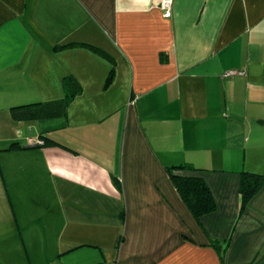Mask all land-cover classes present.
Returning a JSON list of instances; mask_svg holds the SVG:
<instances>
[{"label":"crops","instance_id":"obj_1","mask_svg":"<svg viewBox=\"0 0 264 264\" xmlns=\"http://www.w3.org/2000/svg\"><path fill=\"white\" fill-rule=\"evenodd\" d=\"M158 2L0 0V264H264V0Z\"/></svg>","mask_w":264,"mask_h":264},{"label":"trees","instance_id":"obj_2","mask_svg":"<svg viewBox=\"0 0 264 264\" xmlns=\"http://www.w3.org/2000/svg\"><path fill=\"white\" fill-rule=\"evenodd\" d=\"M69 46L71 47L72 45ZM65 47L66 46L60 48L56 47L54 50H59ZM81 47L89 46L81 45ZM91 50L100 54V51L95 48H91ZM63 88L67 94L62 100L39 102L15 107L11 110L23 120H40L62 116L65 114V110L73 97L80 92L78 83L70 76L63 79ZM43 144H45L44 141H42V145ZM177 168L184 167H176V169ZM240 176L239 192L242 200V212L248 202L257 194L264 184V174L242 172ZM171 179L176 191L195 219L215 211L216 206L214 200L202 179L179 176H171Z\"/></svg>","mask_w":264,"mask_h":264},{"label":"built area","instance_id":"obj_3","mask_svg":"<svg viewBox=\"0 0 264 264\" xmlns=\"http://www.w3.org/2000/svg\"><path fill=\"white\" fill-rule=\"evenodd\" d=\"M172 2L173 0H159L158 6L162 9L163 14L165 17H170L171 16V10H172ZM235 73L233 71L228 72L226 75L227 76H232ZM28 144L30 146H40L42 145L41 140H34V139H29Z\"/></svg>","mask_w":264,"mask_h":264},{"label":"rangeland","instance_id":"obj_4","mask_svg":"<svg viewBox=\"0 0 264 264\" xmlns=\"http://www.w3.org/2000/svg\"><path fill=\"white\" fill-rule=\"evenodd\" d=\"M50 100V99H49ZM45 101H48V100H45Z\"/></svg>","mask_w":264,"mask_h":264}]
</instances>
